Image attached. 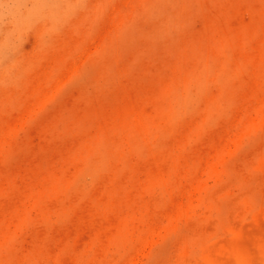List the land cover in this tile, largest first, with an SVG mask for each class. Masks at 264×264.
Wrapping results in <instances>:
<instances>
[{"label": "rangeland", "instance_id": "rangeland-1", "mask_svg": "<svg viewBox=\"0 0 264 264\" xmlns=\"http://www.w3.org/2000/svg\"><path fill=\"white\" fill-rule=\"evenodd\" d=\"M0 264H264V0H0Z\"/></svg>", "mask_w": 264, "mask_h": 264}]
</instances>
